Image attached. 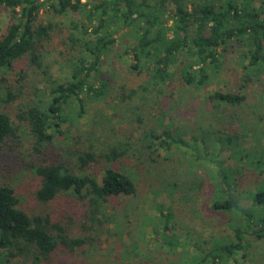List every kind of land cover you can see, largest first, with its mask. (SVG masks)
Here are the masks:
<instances>
[{"label":"trees","instance_id":"trees-1","mask_svg":"<svg viewBox=\"0 0 264 264\" xmlns=\"http://www.w3.org/2000/svg\"><path fill=\"white\" fill-rule=\"evenodd\" d=\"M1 10L9 12V22L0 34V148L6 145L17 153L18 143L26 136L27 160H18L36 180L34 199L47 204L70 194L86 208L81 226L85 234L71 237L48 214L30 215L20 208L15 188L0 182V264L18 260L43 264L51 262L57 249L72 254L96 242L105 225L117 228L123 220L129 224L131 217L138 216L146 196L141 198L139 188L143 195L164 191L171 197L178 191L169 180L176 172L183 176L181 188L186 191L192 190L193 181L205 192L203 185L211 180L210 209L235 217L229 223L233 238L202 241L194 247L187 244V264L251 260L250 250L264 241V164L260 161L264 159V131L253 132L251 148L243 151L242 131L250 128L241 121L238 109L245 102L249 83L264 72V0H0ZM40 11L69 19L65 24L41 22ZM125 37L130 43L119 56L129 55L131 68L145 78L136 88L120 85L116 101L130 108H125V116L134 119L120 118L119 129L113 128L111 136L100 131L93 140L91 133L80 132L77 123L87 103L106 98L108 83L96 86L95 79L104 60ZM56 47L61 49L57 53L60 65L67 70L63 81L53 80L45 59ZM226 53L239 58L238 92L227 90L207 97L212 110L199 116L193 131L205 133L203 141L211 139L217 151L210 149L208 155L203 147L199 153L197 139L183 138L189 129L179 125L171 130V113L177 112L178 103L165 101L172 96L175 75L183 87L201 90L217 75ZM139 92L152 100L146 114L140 98H135ZM155 110L161 111L157 123L144 124ZM166 115L170 124L163 126ZM58 137L66 143L57 141ZM172 147L197 148L198 158L190 163L194 166V161L203 158L202 163L215 166L214 179L210 175L199 179L193 168V177L177 170L175 159L168 155ZM241 162L258 175L257 185L245 197L230 189L238 185L237 176L243 175L244 169L237 165ZM135 171L140 176L156 171V181L151 183L152 176H148L150 183L141 187ZM121 195L130 199L121 202ZM156 210L164 221L159 246L172 251L181 246L173 241V214L163 213L161 207Z\"/></svg>","mask_w":264,"mask_h":264},{"label":"rangeland","instance_id":"rangeland-1","mask_svg":"<svg viewBox=\"0 0 264 264\" xmlns=\"http://www.w3.org/2000/svg\"><path fill=\"white\" fill-rule=\"evenodd\" d=\"M68 19L69 16L52 17L41 11L38 16V21H56L59 24H65ZM8 22L9 12L1 10L0 34ZM129 43V39L127 40L126 37L122 39V43L116 44L112 55L104 60L99 72L100 75L95 79V85L99 86L101 82H107L108 94L103 101L92 104L87 103L84 107L82 118L77 123L80 132L91 133L93 140H96L99 133H101L100 131L106 132L111 136L113 128L119 129L120 118L124 117V120L130 119L125 116L127 114V111H125L126 106H118L119 102L116 101V96L120 91V85L123 84L127 88H136L142 83L145 76L144 74H139L137 69L131 68V57L129 55L119 56L125 45ZM60 51L61 49L56 47L55 50L46 53L45 58L52 78L56 81H63L68 76L67 70L60 65L61 58H57V53ZM56 59L57 61H55ZM220 59H222L223 63L221 69L217 75L211 77L210 82L201 90L197 91L183 87L179 82L178 76L175 75L172 81V96L165 101L170 105L178 103L175 109L177 112L171 113L173 116L171 130H174L173 128L179 125H181V128L189 129L190 133L183 136L185 141L191 138L197 139V144L201 145V147H197L198 152L204 149L203 147H206L207 154L211 150L217 151V146L213 144L211 139L203 141L205 133L199 130L193 131L194 122L202 113L207 114L211 112V103L207 97L215 92L225 93L227 90L237 93L238 79L242 74L240 68L237 67L239 58L236 53H226ZM172 69H174V66ZM244 93L246 99L242 108L238 109V112L241 121L247 123L250 128L248 132H243L242 129H239L240 133L242 131L243 136L241 149L246 151L251 148L250 145L253 142L251 139L252 133L264 131V72L259 80H256L254 83L252 82V84L249 83ZM135 98L136 101H139L140 98L139 105L145 108L143 114H146L149 103L152 101L151 97L139 92ZM142 98H144V102H141ZM146 98L149 100L146 101ZM112 103L116 105V108L108 110L107 107H110ZM126 110L131 109L126 108ZM160 116L161 111H151L148 114V118H145L144 124L157 123V118ZM133 119L131 118L130 120L132 121ZM169 121L170 116H164L162 125H169ZM132 125H134V122H132ZM235 126L238 127V124ZM126 129L130 131L129 127ZM63 137L66 138L67 135H63ZM57 141L66 143L62 137H58ZM200 141L203 143H200ZM262 143L264 145V138ZM28 144L27 137L24 136L22 143H18L19 149H17V153L6 145L0 148V182L4 181L15 188L20 201L19 207L25 209L30 215L48 214L52 222H57L64 226L71 237H83L85 231L83 232L81 226L84 223L83 213L86 208L83 201L74 198L70 194L60 195L47 204H40L34 199L33 191L36 180L18 160V157L22 158L23 161L27 160ZM197 148L194 151L193 148L187 147L183 148L185 151H182V149L172 147L168 155L175 159V164L178 167L177 170L181 169L188 175L187 177H193L190 173L194 169V173H197L196 175L199 179H203L205 175H210L211 179H214L213 177L216 173L215 166H208L202 163L204 161L203 158L194 161V166L190 163L193 158H198V154H195ZM160 153L164 156L163 152ZM224 154L225 152L221 155ZM242 161L245 162L244 159ZM260 161L264 164V159ZM228 163H231V161H228ZM242 164L243 162L237 165L239 169H244L243 175L237 176L238 185L231 186L230 189L231 191L237 190L240 197H243V195L245 197V194L248 191H253L255 185H257L258 175L255 169L246 170ZM134 174L137 180L139 179V186L141 187L147 186L150 183L148 176H152L151 183L156 181V171L145 173V175L141 174V176L136 171ZM182 177L181 173L176 172L174 177L169 178L170 181L175 182V185H177L176 189L178 188V191L171 194V197L164 191H159L155 195L150 193L143 195L142 189L139 188L141 198L142 196H146L144 197V203L138 216L131 217L129 224H126L123 220L117 228H114L111 224L105 225L102 233L98 234L96 242L85 244L77 248L72 254L57 249L52 256L51 262L43 264H187V244L191 245L188 247H194L197 243H202V241L211 242L225 237L229 239L233 238V232L229 229V225L231 224L229 223L234 221V215L216 212L209 207L208 196L212 191L210 187L211 180L208 179L207 181L209 185L206 183L203 185L205 192L199 190V187L193 184V181L190 184L192 190L186 191L181 188L183 186ZM127 199H130V197L124 195L119 197V201L121 202ZM111 202L114 206L117 203L116 200H112ZM156 207H161L163 213L169 211L173 214L170 224L173 241L181 244V246L175 247L172 251H169L168 246L164 244L159 246V239L161 240L162 238L160 233L164 221L159 216ZM154 233L158 234L157 238L154 237ZM183 243L185 246H183ZM250 252L251 260L249 259L244 264H264V241L256 242V248L251 249ZM14 264L29 263L18 260Z\"/></svg>","mask_w":264,"mask_h":264}]
</instances>
